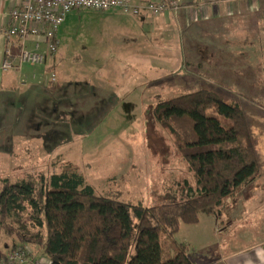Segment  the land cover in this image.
Returning a JSON list of instances; mask_svg holds the SVG:
<instances>
[{
	"label": "rangeland",
	"instance_id": "374dc122",
	"mask_svg": "<svg viewBox=\"0 0 264 264\" xmlns=\"http://www.w3.org/2000/svg\"><path fill=\"white\" fill-rule=\"evenodd\" d=\"M223 1L226 6L229 0ZM243 1L250 8L242 13L227 12L225 8L220 17L211 16L201 24L197 23L199 16L192 18L190 25L200 24L197 26L206 29L207 39L212 43L218 39L221 44L208 45L206 61L199 64L178 47L173 50L176 56L170 58L172 50L157 49L166 41H162L160 29H153L154 16L149 15L141 29L145 41L153 42L152 56L135 54L129 47L115 44L121 39V31L117 30L120 23L89 24L88 17L106 13L70 11L75 21L62 27L64 22L58 33L66 26L63 35L66 31L73 53L81 56L62 55L71 71V76L62 78L75 83L80 95L76 99H85L86 109L71 110L73 98L60 104V111L51 108V103L32 108L26 99L19 101L13 94H3L2 100L0 95V180L8 178L16 183L28 175L51 177L77 169L97 194L147 207L159 205L170 190H178L186 180L193 182V177L175 153L168 133L156 122L153 110L160 100L212 90L225 101L237 100L241 104L252 128L262 174L239 193L245 203H241L240 214L228 233L220 237L226 241L242 239V245L264 237L260 232L264 229V11L252 10L251 4L258 0ZM111 13L119 15V10ZM172 27L176 30L174 40L180 46L184 28ZM94 33L99 36L95 42L112 44L89 57L90 36ZM99 83L106 86L102 92H98ZM47 110L48 116L37 114ZM204 216L198 227L182 224L174 237L177 244L188 243L191 254L201 250L203 240H213L207 234V214ZM131 218L136 234L138 220L134 215ZM215 220L213 226L219 230L229 222L225 217ZM201 229L203 237L192 238ZM14 241L4 229L0 230L1 249L13 252ZM29 246L23 245L28 253ZM41 263L51 264L44 254Z\"/></svg>",
	"mask_w": 264,
	"mask_h": 264
},
{
	"label": "trees",
	"instance_id": "16d2710c",
	"mask_svg": "<svg viewBox=\"0 0 264 264\" xmlns=\"http://www.w3.org/2000/svg\"><path fill=\"white\" fill-rule=\"evenodd\" d=\"M153 115L193 182L147 207L97 194L77 169L1 179L0 230L14 238L11 251L31 245L51 264H193L174 237L182 224H199L202 213L219 216L227 199L261 177L252 128L237 100L212 90L160 100ZM7 258L0 248V264Z\"/></svg>",
	"mask_w": 264,
	"mask_h": 264
},
{
	"label": "crops",
	"instance_id": "0c3cea01",
	"mask_svg": "<svg viewBox=\"0 0 264 264\" xmlns=\"http://www.w3.org/2000/svg\"><path fill=\"white\" fill-rule=\"evenodd\" d=\"M138 2H142L145 0H137ZM23 0H0V95L1 99L3 98V94L9 95L13 94L20 101L22 99H26L27 104L32 108L36 107H45L48 106V103L52 104L51 108L56 107L59 109L60 104L67 101L68 99H72L71 103L76 107H70L71 110L77 109L85 111V99L83 98L76 99V96L80 95L76 93L75 83H69L67 80L63 79V75L71 76V71H69V67L63 62L62 55L72 54L73 57H79L80 54L73 53V46L69 45V40L66 38V31L63 35V31L65 27L68 26L70 22L75 21L73 16L75 14H68L65 19L66 24L63 28L62 32L58 33L59 49L56 54L48 56V61L45 65H24L20 70L9 69L5 71L3 69V61L5 58V47L7 44V37L4 36L3 30L9 26V15L12 9L18 8L21 6ZM228 3V4H227ZM224 1L222 2L218 0H185L183 6L176 13L167 12L162 15H155L156 18L155 25L153 29L158 31L156 28L160 29L159 33L162 35V41H166L161 48H157L162 50L163 52H169L172 50V54L168 55L167 58L176 56V53H173V50L178 47L183 49L187 55H190L192 60H197L198 64L206 61V49L208 45H219L220 41L216 39L215 43H212L209 39H207V33H205L200 25L210 20V17L218 18L220 17L225 9L227 12L237 11L238 13H242L245 9H249L250 7L245 4L243 0H229L226 2V6H223ZM249 7V8H248ZM252 10L259 9L264 11V0L254 1L251 4ZM259 10H257L259 12ZM113 11H107L105 15L93 14V17H88V20H91L89 24H106L108 23H120V28L117 30L121 31V39L119 41H115L117 46L129 47L130 52H136L135 54H150L153 56L151 51L154 49V46L151 44L153 42L145 41L144 36L142 34V30L147 20L149 19V14H144L142 17H137L132 14H125L121 10H119V15L112 14ZM250 11V10H247ZM260 13V12H259ZM198 17L197 23L193 26L190 25L193 21L192 18ZM82 18V17H81ZM77 22V21H76ZM191 22V23H190ZM140 23L142 25L140 26ZM183 27V36L184 39L180 41L179 44L174 40L176 30L173 29L172 26ZM106 27V26H105ZM134 27H137L135 29ZM61 29V28H59ZM103 35V33H102ZM101 35V36H102ZM71 37V36H70ZM91 50H89L87 55L89 57L95 56L99 54L100 49L107 45H111V42L102 43L101 41L95 42L94 39H97L99 36L97 33L92 34L91 36ZM215 39V38H214ZM264 39V33H263ZM264 41V40H263ZM95 42V44H94ZM221 45V44H220ZM98 46L96 49L95 47ZM126 50V49H124ZM123 50V51H124ZM75 54V56H74ZM159 55L158 53L156 56ZM191 60V61H192ZM52 73L57 74V83L58 86L56 89H53L49 86L48 81ZM48 84V85H47ZM106 86L102 83L98 84V92L104 91ZM93 95V94H92ZM94 95L97 98V92ZM3 100V99H2ZM1 100V101H2ZM45 104V105H44ZM63 111L62 109H59ZM40 116L49 114L47 111H40L37 113ZM57 116V113L55 112ZM241 203H245L240 198V195L236 198L227 199V203L222 209V214L218 216L208 215L207 220L208 229L207 234L211 236V239L205 241V245L200 248L198 252L195 251L194 254L189 252V256L193 261V264H264V237L254 238L252 242L247 245H242L241 240L238 239H226L221 238L222 234L228 233L230 228L232 227L231 223L235 220V217L240 214ZM239 211V212H237ZM205 214L202 213L200 218V223L196 226L201 225L202 219H204ZM225 217L228 222L226 228H221L213 226L215 224V219ZM204 221V220H203ZM224 230V231H223ZM261 234L264 235V229L260 231ZM199 234H195L192 238L203 237L201 231L198 230ZM214 235V236H213ZM259 236V235H258ZM215 237V238H214ZM217 237H220L217 238ZM185 244V243H184ZM214 244V245H213ZM189 249V244L186 243ZM231 245V247H229ZM213 246V247H212ZM31 250L27 262L25 264H36L41 263L43 254L39 248H35L32 246L27 247ZM189 251V250H188Z\"/></svg>",
	"mask_w": 264,
	"mask_h": 264
},
{
	"label": "built area",
	"instance_id": "2783aa9c",
	"mask_svg": "<svg viewBox=\"0 0 264 264\" xmlns=\"http://www.w3.org/2000/svg\"><path fill=\"white\" fill-rule=\"evenodd\" d=\"M185 0H23L12 9L9 26L3 30L7 37L3 69L20 70L24 65H45L48 56L59 49L58 30L72 10H91L105 13L121 10L125 14L142 17L178 12ZM52 73L49 82H56ZM30 253L22 247L8 254L3 264H25ZM40 264V263H37Z\"/></svg>",
	"mask_w": 264,
	"mask_h": 264
}]
</instances>
